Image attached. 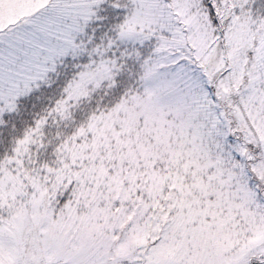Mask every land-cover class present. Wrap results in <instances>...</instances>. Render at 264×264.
I'll return each mask as SVG.
<instances>
[{
    "label": "snow or ice",
    "instance_id": "obj_1",
    "mask_svg": "<svg viewBox=\"0 0 264 264\" xmlns=\"http://www.w3.org/2000/svg\"><path fill=\"white\" fill-rule=\"evenodd\" d=\"M0 264H264V0H0Z\"/></svg>",
    "mask_w": 264,
    "mask_h": 264
}]
</instances>
